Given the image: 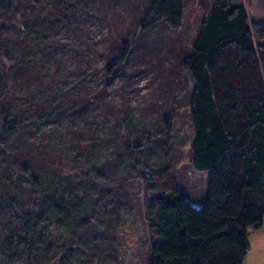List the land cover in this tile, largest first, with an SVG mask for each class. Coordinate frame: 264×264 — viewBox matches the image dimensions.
I'll use <instances>...</instances> for the list:
<instances>
[{"label":"rangeland","instance_id":"obj_1","mask_svg":"<svg viewBox=\"0 0 264 264\" xmlns=\"http://www.w3.org/2000/svg\"><path fill=\"white\" fill-rule=\"evenodd\" d=\"M37 1L39 26L47 42L33 51L15 40V27L21 20L0 16V75L17 61L27 65L0 88V118L28 106L36 114L6 147H0V169L14 167L7 156L10 153L54 162L61 159L58 174L63 183L78 189L71 164L79 155L83 162H102L112 157L117 136L139 143L155 136L161 140L145 151L141 164L157 176L167 169L171 177L170 181L145 182L114 165L103 168L95 177L97 197L91 217L102 238L97 234L75 238L49 234L40 249L46 260L39 258L40 264H148L150 245L158 240L147 212L154 195L175 185L181 202L197 211L208 193L212 172H195L190 162L193 130L188 102L193 83L181 62L191 53L212 0H184L178 31L162 23L143 34L135 23L144 19L151 0ZM243 1L250 23L264 24V0ZM112 25L130 40L131 48L123 71L105 82L106 37ZM85 99V106L72 108L71 101ZM40 102L43 108L32 110ZM64 109L69 113L62 114ZM168 125L171 136L162 139ZM248 240V261L264 264V236L251 231ZM15 241L10 256L17 262H26L32 251L38 256L39 243L23 238ZM0 264L8 261L0 258Z\"/></svg>","mask_w":264,"mask_h":264},{"label":"trees","instance_id":"obj_2","mask_svg":"<svg viewBox=\"0 0 264 264\" xmlns=\"http://www.w3.org/2000/svg\"><path fill=\"white\" fill-rule=\"evenodd\" d=\"M37 4V0H0V16L21 20L14 37L31 51L47 42L39 26ZM183 9L184 0H151L144 19L135 23L137 31L147 33L162 23L178 31ZM112 26L106 37L105 82L123 71L131 48L130 40ZM30 36L35 38L33 45ZM25 66L17 61L5 69L0 88ZM181 66L193 83L188 102L193 130L190 162L195 172L210 171L212 175L207 197L197 211L181 202L175 185L154 195L147 212L158 240L150 245L148 264H243L250 251L249 232L259 230L264 221V24L250 23L243 0H212ZM71 103L73 109H80L87 100ZM42 104H35L32 110H40ZM30 109L24 107L0 118V147H6L36 115ZM68 113L62 110V114ZM170 132L168 125L162 139L170 138ZM160 140L152 136L139 143L122 135L113 141L114 152L105 161L83 162L79 155L71 164L78 189L63 183L58 174L61 159L54 162L28 153L8 154L15 168L0 169V258L8 264H40L46 260L40 249L49 234L74 238L97 234L102 238L91 222L97 197L95 177L114 165L128 171L131 178L170 181L167 169L157 176L141 164L145 151ZM18 238L39 243L38 256L32 251L26 262L11 257Z\"/></svg>","mask_w":264,"mask_h":264},{"label":"crops","instance_id":"obj_3","mask_svg":"<svg viewBox=\"0 0 264 264\" xmlns=\"http://www.w3.org/2000/svg\"><path fill=\"white\" fill-rule=\"evenodd\" d=\"M250 232H251V231H250ZM250 232H249V235H250ZM255 232H256L257 234H261L262 236H264V221H263L262 227H261L259 230L255 231ZM250 250H251V247H250ZM249 252H250V251H249ZM248 255H249V253H248ZM248 255L246 256V258H245L243 264H253L251 261H248V258L250 259V257H248Z\"/></svg>","mask_w":264,"mask_h":264}]
</instances>
